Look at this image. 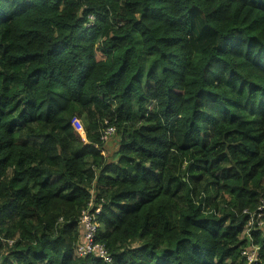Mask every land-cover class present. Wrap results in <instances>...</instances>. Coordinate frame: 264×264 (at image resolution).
I'll list each match as a JSON object with an SVG mask.
<instances>
[{
    "label": "trees",
    "instance_id": "obj_1",
    "mask_svg": "<svg viewBox=\"0 0 264 264\" xmlns=\"http://www.w3.org/2000/svg\"><path fill=\"white\" fill-rule=\"evenodd\" d=\"M89 205L109 264H264V0H0V264H106Z\"/></svg>",
    "mask_w": 264,
    "mask_h": 264
},
{
    "label": "built area",
    "instance_id": "obj_2",
    "mask_svg": "<svg viewBox=\"0 0 264 264\" xmlns=\"http://www.w3.org/2000/svg\"><path fill=\"white\" fill-rule=\"evenodd\" d=\"M80 124V123H79ZM114 133L113 127H107L102 131L101 140L106 142L108 138ZM91 205L83 210L79 218V226L81 235L76 244V252L80 257H92L102 260L103 263L109 264L112 261L111 255L106 250L103 244L95 241V235L98 229V224L95 222L94 214L90 213ZM99 210H96L97 213ZM0 243L7 247H11L12 240H6L0 236ZM242 256L245 257L248 264L256 261V249L248 247L243 250Z\"/></svg>",
    "mask_w": 264,
    "mask_h": 264
},
{
    "label": "rangeland",
    "instance_id": "obj_3",
    "mask_svg": "<svg viewBox=\"0 0 264 264\" xmlns=\"http://www.w3.org/2000/svg\"><path fill=\"white\" fill-rule=\"evenodd\" d=\"M118 140H119V137L114 132L105 142L104 151L102 155H104L107 158V160H111L113 157V153L117 150ZM259 219L260 217L259 218L257 217L256 220H253L252 225L255 223L260 225L259 223L261 222L259 221Z\"/></svg>",
    "mask_w": 264,
    "mask_h": 264
}]
</instances>
